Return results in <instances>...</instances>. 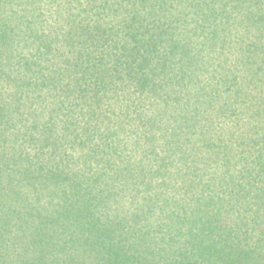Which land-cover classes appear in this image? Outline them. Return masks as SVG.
Masks as SVG:
<instances>
[{"label": "rangeland", "instance_id": "374dc122", "mask_svg": "<svg viewBox=\"0 0 264 264\" xmlns=\"http://www.w3.org/2000/svg\"><path fill=\"white\" fill-rule=\"evenodd\" d=\"M205 1L215 8V18L193 31L192 16L183 23L170 19L195 15L189 0H136L138 14L146 16L144 26L155 21L157 30L168 29L164 40L185 35V42L204 57L200 70L188 64L196 70L193 85L172 69L157 70L153 79L158 86L143 87L126 68L116 71L124 39L113 31L121 16L135 9L130 0L116 1L111 9L102 0H25L17 5L0 0V25L12 15V27L18 23L16 33L21 30L15 59L10 62L0 53V100L5 106L19 96L28 102L18 121L7 124L16 137L9 133L6 139V122L0 123V152L14 146L31 158L24 161L35 164L64 159L61 165L69 172L81 173L87 163L89 172L84 170L90 173L92 166L101 167L96 156L110 153L112 144L135 169L131 183L114 187L108 200L60 201L61 190L53 187L47 191L50 199L38 200L34 194L27 201L0 199V264H264V0ZM154 3L170 12L158 8L153 12L157 18L149 17ZM28 20L36 22L42 42L53 41L52 49L43 48L36 56L41 64L35 65L41 67L37 73L19 62L34 52L32 37L25 38ZM97 24L108 31L106 44L86 34ZM185 27H192L189 36ZM213 29L220 38L205 42ZM136 43L130 37L126 42ZM253 47L258 60H244V51L249 54ZM109 52L111 57L105 55ZM143 65L144 71L155 72L153 65ZM58 68L61 74L55 73ZM44 75L48 83L32 86L33 101H27L29 81L34 85ZM14 76L27 80L24 89L15 91ZM189 96H194L192 106ZM197 97L206 107L196 115ZM174 107L190 115L178 116ZM35 110L42 116L36 117ZM32 123L44 127L34 129ZM48 136L56 145L39 144ZM95 148L104 149L98 155ZM86 154L96 158L84 163ZM4 164L2 159L0 167Z\"/></svg>", "mask_w": 264, "mask_h": 264}, {"label": "trees", "instance_id": "16d2710c", "mask_svg": "<svg viewBox=\"0 0 264 264\" xmlns=\"http://www.w3.org/2000/svg\"><path fill=\"white\" fill-rule=\"evenodd\" d=\"M5 1L9 5L11 4L17 5V3L20 4L21 2H25V0H5ZM102 1H104L103 5L106 8L111 9L112 4L115 3L114 4L115 6L117 3L116 1L122 2L123 0H102ZM128 1L129 0H126V2ZM130 1H131L130 5H132V2L134 3L135 9L133 8L134 10L132 12L130 11L127 13L125 12L126 14H123V16H121L123 17V20H119V22L115 24L116 29L113 31L117 35H120L121 39H124V43H122L124 45V51L122 52V54L118 53L116 56L117 58L119 57V59H116V62H118L117 64L120 67L116 69L117 73L118 74L121 73L120 70L122 69L123 71L124 68H126L127 70H125V72L130 76L131 79L140 80V83L141 85H143V87H146L150 83H152L154 87V86H158V83L157 84L154 83L155 81L153 79V75L158 73L157 70L168 73V71L171 72L172 69H176L179 72H181V74H183L184 78L188 77L189 78L188 82L190 81L191 84L193 85L191 77H193L194 79V77L196 76L195 74L196 70H192V68L189 65L194 64L196 65L197 69L200 70V65L202 67L201 63L204 61V59L202 61V58L204 57L202 55L200 56L199 53H196L193 50L194 48H191L189 44L185 42L186 41L185 38L182 37L183 34L178 37H176V35L169 36L167 40H164L163 37L165 33L168 31V29L164 28V29H161L160 31L157 30V27H154L155 21L152 23V25L144 26L143 23L145 21L144 18L146 16H141V13L138 14L140 12V9L135 6L136 0H130ZM141 1L144 3V1L146 0H141ZM150 1H153V0H150ZM160 1L163 3H166L168 0H157V2H160ZM182 2H186V0H181V3ZM187 3L194 5V13H196L195 15L190 14V12H187L184 15L178 14L177 16H172L170 19L175 20V21L181 20V22L183 23L182 20L189 22L188 18L192 16V18L194 19L197 25L195 26V28H193V31H195V29L198 30L200 28H204L203 26L206 25L205 22L212 24L211 20L215 18L213 16L214 14L213 10L215 11V8H212L210 3L209 5L206 4L205 0H202V1L201 0H189V2ZM103 5L101 4L102 7H104ZM174 5L175 4H173L172 7ZM120 6L122 7V6H127V5L122 4ZM158 8L160 9L161 12L162 11L164 13L170 12L169 11L170 9H168L169 7H164V6L159 7L158 6ZM158 8H156V5L154 3V5L150 7V9L153 11L148 10L149 12H152L149 15V17H152L154 19L157 18V17H154L153 12L154 11L156 12V9ZM116 12L121 13L122 11L117 10ZM11 18H12V15L8 16V18L4 17L2 21L3 23L2 25H0V37H1L0 41L1 43H3L1 45L2 48H0V53L4 57H6V60L10 62H12L13 56L15 57L14 43H16V37H20L18 33L21 32V30L19 29V32L16 33V30L19 27V24L16 23L18 27L14 26L13 24V27H12ZM35 23H36L35 21L28 20V24L26 27H29L28 28L29 30L25 29V33L27 34L25 36L26 40H29L32 37L31 38L32 40H30L31 41L30 45L31 44L33 45L34 52L30 54V57H28L26 61L22 63L21 60L19 59V62L21 66L25 68L30 67L31 71H34L37 73L38 70L36 68H39L40 70L41 67H36L35 65L36 64L41 65V64L39 63L40 61L37 60L38 58H36V56L40 57V55L42 54L41 50L43 48H46L49 50L52 49L53 41L47 40L45 42H42L43 38L39 35V32L36 29L37 27L35 26ZM148 23L151 24V22H148ZM157 25H159V23H157ZM160 25L161 26L159 27L161 28L162 24ZM163 25H167L171 27V29L175 27V26L174 27L172 26L174 25L173 22L164 23L163 21ZM2 26H3V29H2ZM97 26L98 27L93 26L95 29H91L93 30L92 33H90V30H89V31H86V34L89 35V37L91 38L95 36L97 43L106 44L108 37H109V35H107L108 31L106 30V28H102V27L100 28L99 27L100 24H97ZM142 28H145L147 32H151V33H149L148 36H146L144 33H143L144 35L141 34L140 29ZM185 28L189 29L185 33L186 35L189 36L192 27L190 28L185 27ZM202 31H204V29H202ZM72 33H75V32H72ZM170 33H172V31ZM129 37L136 40L137 42L136 45L127 46L126 42L129 41ZM211 37L213 38L211 39ZM218 38H220V33L217 30L213 29L211 31V35L210 36L207 35V37L206 38L204 37L203 39L205 42H210V41L215 42V40ZM250 44L253 45L254 43H250ZM72 45L78 46V44H72ZM256 46L258 45H256L255 43V47ZM161 47H163L162 50H161ZM177 51L181 52L179 56L175 55V52ZM105 55L108 57L112 56L110 52L109 54H105ZM155 55L156 57L154 58ZM212 57L213 56H211V58ZM245 57H249L250 59L249 61L253 62V61L258 60L260 55H258V52L253 47V51H249V54H247L246 51H244L242 58L244 60H247ZM14 59L15 58H13V60ZM144 63L148 65L151 64V66L153 65L154 69L152 71H155V72L150 74L149 72L144 71L143 69ZM32 64H34L33 67H31ZM2 68L3 67H1V69ZM189 69L192 70L191 73ZM59 70H62V69L58 68L54 71H56L55 73L61 74L59 73ZM125 72H122L123 77L125 75ZM40 73L42 74V72ZM4 75L10 77V75L6 72V70L4 72ZM43 77L44 79H41V82L34 83V85H31L30 83L31 81H29V84L31 86L28 84L27 80L23 81L25 80V78L15 77V78H11L12 80L10 81H13V85L16 87L15 91L17 89H24L22 85L28 84L26 96L28 98L27 101L31 102L33 101V96H30V93L32 94L31 91L34 89V87L32 86L41 87L48 83L47 75H44ZM57 77L58 75H55V78ZM113 79H117V78H113ZM123 85H125L124 82H123ZM123 85H120V86H123ZM9 87H12V85L10 84ZM191 87L194 90L195 94H197L200 97V93H197L196 88H193V86ZM193 97L194 96L192 97L189 96V99L187 98L190 106L193 105L192 103ZM23 98L24 97H20V96L17 99L15 98L16 102L13 101L9 103L8 106L2 105V102L0 100V123L3 121L6 122V124H4L3 126L4 137L9 136V133H10V130L8 129L7 124L16 123L18 121V115L20 113L21 107L24 105H27L28 103V102H25ZM198 100H200V102L201 101L203 102V100L198 97L196 98V100H194L193 107L197 110L195 111L196 115L203 108L206 107V105H204L203 107L200 106V102H198ZM180 106L182 107V110L190 109V111H193L191 110L193 109V107L191 108L188 107L187 109V108H184V105H180ZM177 107L179 108V106ZM179 110H177V108L174 107L173 113H176L178 116L179 115H190V114H185V112L184 114H181V111ZM35 111L34 112H35L36 117L42 116L40 112L37 113V110ZM184 120H187V119L184 117ZM32 127H34V129L35 128L38 129L39 127H44V126H39L37 123H32ZM32 127L30 131L32 130ZM52 128L53 127H51V129ZM28 131H29V128H27L26 132L28 133ZM49 133H52L50 129H49ZM11 134L12 133H10V135ZM28 135L31 137H34L31 134V132L28 133ZM12 136L16 137L17 135L12 134ZM6 139H8V137H6ZM9 139H10V136H9ZM35 140H37V137H35ZM43 141H45L43 144L39 142V144L42 146L49 145L51 142L56 145V140L52 136H48ZM108 147H110L109 151L112 150L110 151V153H107L108 150L107 151L105 150L103 154L101 153L102 155L101 157H98L95 155L98 159L97 161L102 164H101V167L95 170H93V166L92 164H90L92 166V168L89 169L91 170L90 173H88L89 171L87 170L88 169L87 167H89V164H87L85 160L90 161V159L96 158V157L91 156V154H86L82 156L81 158L82 160L84 158V161H85L84 163L86 164L84 165L83 171L81 172L83 174H81L78 172L66 171L64 169L66 166L61 165L64 159H62L61 161L57 160V162L55 163L50 162V160L44 159L43 162L35 164L34 162L32 163V161L31 162L24 161L27 159L31 160V158L28 156H23V154L19 152L18 148H14V146L13 147L7 146L3 152L2 151L0 152V161L4 159L5 160L4 167L6 166L5 168L0 167V172H1L0 199L5 200V201L19 200V199L23 201H27V200L32 199L31 197H29L30 195L32 196V194H34V198L38 200L47 199V198L50 199V196L47 194V191L49 190L51 192V188L53 187L52 191L61 190V192H59L61 195L60 201H75V202H90L91 203V202H94V200L95 201L108 200L111 197L110 191L113 192L114 187H116L117 185L126 186L127 184L131 183V178L134 177V170H135L134 164L132 163L129 164L130 162L129 158L125 157V155L123 156L121 152L119 153L114 152V150L116 149L112 144H109ZM96 149L97 148H95V151L98 152V155H99L101 150H103L104 148H100V152H99V148L98 150ZM57 150L55 148V151ZM51 155H54V154L52 153ZM84 169H86L88 172ZM111 169H113V171ZM59 186H60V189H57L59 188ZM61 188H64V191Z\"/></svg>", "mask_w": 264, "mask_h": 264}]
</instances>
